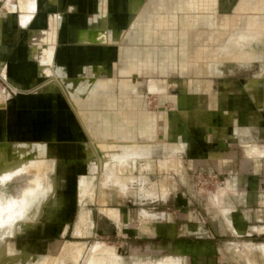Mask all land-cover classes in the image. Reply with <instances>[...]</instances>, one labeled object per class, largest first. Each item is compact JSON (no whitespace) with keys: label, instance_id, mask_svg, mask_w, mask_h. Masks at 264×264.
Returning a JSON list of instances; mask_svg holds the SVG:
<instances>
[{"label":"crops","instance_id":"obj_1","mask_svg":"<svg viewBox=\"0 0 264 264\" xmlns=\"http://www.w3.org/2000/svg\"><path fill=\"white\" fill-rule=\"evenodd\" d=\"M13 1L0 0V4L3 2L0 7V60H7L8 65H15L16 68L24 65L23 70H25V73H22L19 77L21 81L34 83L35 80L41 78L43 85L40 83L31 86V89H37L43 102L64 101L66 103L73 113V124L77 122L80 127V131L76 133L75 138L80 142V147H83L84 151L87 152L86 158L90 169V160L93 153L90 151L88 130L81 123L71 102L85 103V110L89 114L90 127L94 126L95 124L92 123H95L96 110H98L96 101L99 100V96L96 97L95 88L98 86L103 87L104 84H112L115 72L121 77L119 91L117 94H113V85H110L111 87L107 89L110 92L107 93L109 99L105 100L107 109L99 111L125 117L128 133L133 136L135 142L142 145L130 149V151L126 149L128 151L121 158L108 159L110 160L108 165L110 168L116 166L115 176L118 178L117 182L124 181L122 168L129 167L128 173H135L130 159L134 157L135 164L137 161L142 160L150 166L148 155L152 153L158 154L154 158L155 164L158 159L161 162L159 166L162 168L178 169L183 179L186 173L183 153L188 156L190 167H193L195 162L202 160L203 154L213 159L214 163L219 164V162L231 156L232 150H226V141L234 138L241 146L244 155L254 161L255 166L264 163V142L249 139L251 137V130L249 131V129L253 125L259 130L258 137H264V132H262L264 124L261 125L262 127L258 125L260 118L264 121V99L251 106L252 109L246 105V100L242 102L231 92L213 91L212 76L219 77L220 72L218 74H215L216 72L206 73L209 70H219V65L231 70L235 66H248L255 63L237 61L231 57L228 59L230 62L245 64H231L227 63L225 59L222 64L217 65L220 62L216 61L214 57L217 53L214 45L218 44L220 39L227 36L231 37L230 33H235L236 29H239L238 33L248 29L244 19L246 14L236 10L239 0ZM6 6L7 8L4 10ZM18 6L22 9L20 14L15 12ZM221 7L223 8L221 9ZM204 20L209 22L211 26L206 27ZM239 21H243V23L241 24ZM22 33L25 36L24 43H28V46L16 44L17 38ZM208 39L213 41L210 43ZM144 42L147 43L146 53H144L145 49L141 48V45H145ZM208 44L211 47L205 49ZM43 45H47L52 49L53 68L50 77L40 75L39 66L31 56L33 47L39 48ZM109 51L115 55H113L115 62L111 65L108 64V56H106ZM231 51L232 54L235 52L233 48ZM13 52L15 53L13 55L15 59L11 61ZM160 52L164 54L163 57L158 56V54L161 55ZM227 52L228 50L222 51L223 54ZM93 53H97L100 58L93 59L89 57L83 59L85 54L91 55ZM201 53H205L206 56H202ZM61 54L65 57L62 56V58ZM71 54L75 55V59L78 60L79 58L73 66L67 68L62 64H57L61 58L68 63ZM258 69L259 72L264 74L263 67H258ZM4 72H7L6 63ZM9 72L11 86V84H16L17 81L15 78L12 79L14 77H12L13 72L11 70ZM173 73L180 77L179 89L176 93L168 91L169 84L172 83L170 76ZM135 74L136 76L144 75L147 78L148 90L150 92L153 90L157 95L160 94L162 102H159V104L168 101L171 107L168 109L161 107L162 109H158V112L154 113L145 111V98L135 92L136 88L132 89L141 82L138 77H133ZM161 77L165 80L158 82ZM247 85L253 86L255 89L264 88V76L261 78L255 77V80L250 79ZM143 116L147 120L140 119ZM58 124L60 123L58 122ZM58 127L59 125H57V128L50 129L39 126L38 131L41 132H38V135L42 138L37 137L36 139H42L43 141L52 138L53 144L51 143V145L55 148V140H61L64 137L59 130L60 127ZM156 132L158 135L162 134V136H159L161 139L158 142H155V140L149 141L148 136L150 133L156 134ZM204 143H207L209 147ZM16 145H26L31 150H35L33 155L35 158H38V154L41 152L47 153L48 151L41 144L32 142H15L11 144L10 149ZM202 147H205V152L201 150ZM141 148H144L143 150L147 151L148 154L145 153L140 157L130 155L133 151ZM2 151L5 154L9 153L5 149ZM131 156L133 157L131 158ZM125 180L133 182L134 177L131 176ZM85 183L88 182L85 181ZM54 186L49 184L48 199L46 198L44 205L50 202L49 193H52ZM222 186L224 188H215L210 194L205 190H199V192L205 193L206 205L214 211V214L220 217L225 227L233 234L239 232L249 233V230L264 232V222L247 224L246 219L248 216L231 202L230 196L237 195L240 192L235 179H225ZM260 186L258 185V187ZM85 189L88 190H85V193H93L92 188H89L88 185L85 186ZM127 189L125 191L132 192L133 188ZM157 191L160 192L159 195L162 198H165L169 193V188L165 185H161L158 189L152 187V190L150 189L147 193H152L150 196L154 197L157 195ZM100 193H104V191L101 190ZM258 202L264 203V197H261ZM209 203L213 204L214 207ZM116 210L119 213L118 208ZM141 211L143 217L154 216L152 212ZM258 211H255V213L257 214ZM85 212L87 211L85 210ZM104 212L107 214V209ZM110 217L112 220L119 222L120 215L116 220L112 216ZM254 218L262 219L260 222L264 221V216L261 218L254 216ZM75 233H81L79 227H76ZM66 242L69 243L71 249L64 248L63 245L68 246ZM66 242L60 248L59 255L52 259V264H62V257L69 258L68 255H70V261L72 255V259L75 256L79 257L78 260L74 258L71 261L73 264H78L82 259L83 264H91L92 260L95 259L96 264H108L111 253V256L116 255V259L112 260V263L126 264L115 253L114 247L107 246L102 242H99V244L93 242L95 244L92 243L90 249L84 241L67 240ZM92 245L110 247V251L113 252L108 251L110 253H106V250L100 249V251L97 249L98 246L94 248ZM232 245L243 246L244 250L242 258L239 256L233 257L235 261H239V258H241L244 263L263 264L264 241L242 240L232 242ZM73 246L77 247L78 250L82 248V250L80 252L75 251L76 248L74 250ZM7 248L6 243H4V252L7 254L4 256L3 261H9L12 264L18 254ZM91 248L92 250L95 249L93 253ZM134 248L136 249H132L133 254H138L140 251L137 249L139 248ZM72 250L75 252L74 254ZM89 250L92 254H88ZM69 251L71 254L68 253ZM94 251L101 253H95ZM66 253L67 255H65ZM98 257H101V261ZM44 261V258H41L39 264H43ZM181 261V258L178 257H164L154 263L144 261L135 264H182ZM94 262L92 264H95Z\"/></svg>","mask_w":264,"mask_h":264},{"label":"rangeland","instance_id":"obj_2","mask_svg":"<svg viewBox=\"0 0 264 264\" xmlns=\"http://www.w3.org/2000/svg\"><path fill=\"white\" fill-rule=\"evenodd\" d=\"M262 7H264V3L255 6L254 11H241L242 13L246 12L244 19L247 27H249L247 23L249 19L256 20L258 18L257 14L263 10ZM17 10L15 12L20 14L19 6ZM249 24L255 29L248 28L247 32L259 31L260 25L257 21H252ZM204 25L206 27L211 26L205 20ZM238 32L239 29H236L235 33H230L231 37L227 36L220 39L219 43L214 45L215 50H217L214 55L215 60L220 62L217 65L222 64L225 59L227 63L245 64L232 63L228 60L233 56H231V49L233 48L231 43L237 38ZM24 38V33H22L17 38L16 44L28 46V43H24ZM208 40L210 43L213 41ZM143 44L145 45H141V48H144V53H146L147 43L144 42ZM209 47L211 46L208 44L205 49H209ZM254 47L257 52H264V45H253L252 48L254 49ZM226 50L228 52L223 54L222 51ZM160 53L161 55L158 54V56L163 57L164 54ZM201 54L206 56L205 53ZM11 55V61H13L15 53L13 52ZM113 55L110 51L106 54L109 65L115 62ZM62 56L65 57L61 54ZM74 57L75 55H69L70 61L68 63L61 58L57 64H62L67 68L73 66L79 60V58L77 60ZM89 57L100 58L97 53H93L91 55L85 54L83 59ZM3 62L4 65L6 63L7 72H4L3 76L0 72V90L6 92L5 96L2 97L5 103L0 105V149H5L8 152L12 143L32 142L41 144L49 152L38 154V158L27 165L29 169L25 165L17 167L15 171L24 172L20 177L14 178L12 175H2L1 173L0 201L6 203L14 195L20 193L22 188L28 185L33 178L31 174L35 173L34 170L40 173L38 175L47 176L49 183L46 184L55 185L52 193H49L50 202L41 208L39 207L35 213L17 218L13 227V233H15L5 237L7 249L18 254L12 264H39L41 258L44 260L49 258L50 260L51 257L59 255L60 248L67 240L84 241L87 247H90L93 242H102L112 246L115 248V253L126 264L144 261L154 263L164 257L181 258L182 264H248L241 259L244 254L243 246L232 245V242L242 240L264 241V232L249 230V233L233 234L225 227L220 217L206 205L205 193L199 192V190H205L210 194L211 191L215 190L216 183H221L227 178L235 179L240 192L230 196L233 205L235 204L248 216L247 224L264 222H260L262 219L254 218V216L259 218L264 216V203L258 202L261 197H264V163L255 166L254 161L244 155L235 138L226 141V150H232V154L219 164L214 163L213 159L203 154L202 160L195 162L193 167H190L188 156L183 153L186 164V173L183 179L178 169H164L159 166L161 162L158 159L155 164L154 158L158 154L148 155L150 166L142 160L135 164L133 156L140 157L145 153L148 154L147 151L143 150L144 148H141L130 154L133 155L130 160L135 173L129 174V167L122 168L123 180L131 176L134 177L131 184L132 192L121 189L119 182L122 180L117 183L109 181L103 187L102 182L97 178V172L90 169L86 158L87 152L84 151L83 147H80V142L75 138L80 127L77 122L73 124V113L66 103L64 101L43 102L37 89H31V86L40 83L43 85L42 79L38 78L34 83L21 81L19 77L25 73L24 65L16 68L15 65H8L7 60L3 59ZM263 66V61L248 66H235L231 70L219 65V70H209L206 73L216 72L215 74H218L220 72L219 77L212 76L213 91L231 92L242 102L246 100V105L251 107L264 99V88L255 89L247 83L250 79L255 80V77L264 76L258 69V67ZM9 70L13 72L12 77H14L12 79L15 78L17 81L15 84L17 89H13L8 84V76H11ZM133 77H138L141 82L132 89L136 88L135 92L141 94L145 99H150L149 106L145 111L154 113L158 112V109L171 107L168 101L159 104L162 102V97L153 90L152 92L148 90L147 78L144 75L136 76L135 74ZM170 77L172 83L169 84L168 91L176 93L179 89L180 77L175 73ZM120 79V75L115 72L112 81L113 94H117L119 91ZM162 80L165 79L161 77L158 82H163ZM251 108L253 109V107ZM107 116L115 121L114 114L109 113ZM140 119L147 120L144 116ZM263 124L264 121L260 118L258 125L262 127ZM57 125H59V130L64 137L61 140L54 139L55 148L51 145V143L53 144L52 138L43 141L36 139L37 137L42 138L38 135V132H41L38 131L39 126L54 129L57 128ZM262 130L264 132V127ZM249 131L251 136L249 139L264 142V137H258L259 130L255 125ZM159 136L162 134L158 135L156 132L155 142L161 139ZM44 137L46 138V136ZM206 146L209 147L208 144ZM201 150L205 152L206 149L202 147ZM85 180L92 188L93 193H83L82 181ZM161 185L169 188V193L165 198L159 195V191L154 197L150 196L152 193L150 195L147 193L150 189L152 190V187L158 189ZM258 185H261V188ZM101 190L104 193H100ZM209 205L213 206L210 203ZM82 207L87 211V214L86 218L79 221ZM109 207L118 208L119 222L112 220L108 213L101 212L102 209L106 210L107 208L108 210ZM256 208H259V211ZM141 210L152 212L154 216L143 217L140 213ZM255 211L258 213L256 214ZM179 216L181 217L179 218ZM76 227H79L80 234L75 233ZM134 247L139 248L137 249L140 251L138 254H133L132 249H136ZM247 254L249 255V253ZM236 256L241 257L239 261L233 259ZM109 259L108 264L116 259V255H110ZM46 264H49V261ZM62 264L73 263L64 256ZM78 264H83V259Z\"/></svg>","mask_w":264,"mask_h":264},{"label":"bare ground","instance_id":"obj_3","mask_svg":"<svg viewBox=\"0 0 264 264\" xmlns=\"http://www.w3.org/2000/svg\"><path fill=\"white\" fill-rule=\"evenodd\" d=\"M263 3H264V0H239L238 4L236 5V10L237 11H242V10L254 11L255 6H257L259 4H263ZM7 6L4 8V10L7 8ZM8 9L11 10L10 8H8ZM262 9L263 10H261V12H259L257 14L258 18H257V16H254L257 18L256 20L249 19V21H248L249 27H247V28H254V26L251 27L249 23L252 21H254V22L257 21L258 24L260 25L259 31L251 30L250 32H247V30H246V31L240 32L237 34V36H236L237 38L232 41L231 44L234 45L233 49L235 51L232 54L233 55L232 58H234L235 60L245 61V62L246 61L255 62V63H259L262 61L264 62V57H263L264 52H257L255 50V47H254V49L252 48L253 45H258V44L264 45V7H262ZM240 23L242 24L243 21H241ZM44 42H45V40H44ZM31 56L39 66L40 75L50 77L51 76V74H50L51 69L53 68V63L51 60L52 49L50 47H48L47 45H43L42 47H39V48L33 47ZM262 70H264V66H263ZM0 72H1V76H3L4 63L2 60H0ZM8 78H9L8 84L10 85L11 79H10V77H8ZM110 85H112V84H107V85L104 84L103 87L98 86L97 88H95V91L97 92L96 97L99 96V100L96 101V106H97L98 110H96L97 111V117L95 119V123H92V124H95L94 126L90 127L89 114L85 110V103L73 102V101L71 102L72 106L76 109V113H77L81 123L88 130V134H89V138H90V142H89L90 151L93 153L91 160H90L91 171L97 172V175L99 176L98 179H100L103 186H104V184L107 185V183H109V181H111L112 183H117V180H118V178L115 176V171H116L115 167L116 166H112L110 168L108 166L110 160H108V159L109 158H111V159L121 158V157H123V155H125V152H127L128 150L130 151V149L142 146L140 143L135 142L136 140L133 138V136L130 133H128V128H127L128 126H126L127 121H126L125 117H121L120 115H118V116H115L116 117L115 121H113V119L111 120L107 116L108 114L105 113V111L100 112L101 110L107 109V102L105 100L109 99V98H107L108 97L107 93H110V92H108L109 90L107 91V89H109V87H111ZM11 87L13 89H16L15 84L14 85L11 84ZM5 94H6L5 91L0 90V105H4V103H5L2 100V97L5 96ZM149 103H150V99H145L146 109L148 108ZM114 115H116V114H114ZM155 135L156 134L150 133V135L148 136L149 141L155 140ZM126 149H128V150L126 151ZM34 153H35V150H31V148H29V146H26V145H20V146L16 145L9 150L8 154H5V152H3L0 149V176L12 175V177H14V178L17 176L18 177L22 176L24 174V172H17V171H15L16 168L19 166L21 167V165L22 166L25 165L29 169V167L27 165H29V163L34 162V160H36V158L33 157ZM107 169H108V174H107ZM34 171H35V173L31 174V176H33V178L29 181L28 185H25L24 188H22L20 193L14 195L11 199H9V201H6V203H5V201H2V200L0 201V264H11L9 261L8 262L3 261L5 259L4 256H6V254H7L6 252H4V243H5V237L8 234L13 233V229H14L13 227H14V223H15L16 219L19 217H21V218L26 217V215L31 214V213H35L39 207L41 208L44 205L46 198H48L49 184H46V183H49V181L47 179V176L46 175H44V176L38 175L40 173L37 170H34ZM1 173H2V175H1ZM85 181H82L83 187H84L82 190L83 193H85V190H87V189H85V186L88 185V183H85L87 185L84 184ZM224 183H225V180H222L221 183H216L215 188H217V189L218 188H224L222 186ZM131 184H132L131 180H124V181H121L119 183V186L121 187V189L123 191H125L127 188L132 187ZM88 187L90 188L89 185H88ZM21 200L28 201L30 203L28 204V207L23 212V214L18 215L19 205L15 202L21 201ZM102 211H105V209H102ZM86 213L87 212H85V209L82 207L80 214H79V221H82L84 218H86ZM102 213H104V212H102ZM107 213H108V215L112 216L113 219H115V220L118 219L119 213L117 212V210L115 208L109 207V209L107 210ZM67 244H68V246L63 245L64 248H66V249L70 248L71 249L69 243H67ZM93 244H95V243H93ZM97 244H99V242H97ZM92 246H94V248H95V246H98V245H92ZM77 247H78V245H77ZM77 247H74L73 249L75 250V248H76L75 251H77L79 248V247L78 248ZM90 247H91V245H90ZM94 248H93V250H95ZM97 249L106 250V253L113 252V251H110L111 250L110 247H105L103 245L98 246ZM80 250H82V248L79 249L78 251L80 252ZM93 250L91 248L92 253H93ZM66 251H68V250H66ZM70 251L68 253L71 254ZM108 251H110V252H108ZM72 252H73V254L75 253L73 250H72ZM94 252L98 253L99 251H94ZM92 253H90V250H89L88 254H92ZM99 253H101V252H99ZM86 254H87V252H86ZM62 255H61V257H62ZM65 255H67V253ZM104 255L106 256V254H104ZM68 256L70 258V255H68ZM72 257H73V255H72ZM72 257H71V261H73L74 258H77L75 256L72 259ZM78 258H77V260H78ZM92 258H97V257H92ZM47 259H45L43 264L48 263V261H49V264H52V259H54V257L53 258L51 257L50 260H49V258H47ZM88 260H90V259L88 258ZM94 261L92 260V262H94ZM100 261H101V259H100ZM92 262H91V264H92ZM94 263L96 264V261ZM165 263H167V262H165ZM110 264H113V263H110Z\"/></svg>","mask_w":264,"mask_h":264},{"label":"clouds","instance_id":"obj_4","mask_svg":"<svg viewBox=\"0 0 264 264\" xmlns=\"http://www.w3.org/2000/svg\"><path fill=\"white\" fill-rule=\"evenodd\" d=\"M15 203H17V204L19 205V212H18V215H22L23 212L27 209L28 204H29L30 202H28V201H24V200H21V201H17V202H15Z\"/></svg>","mask_w":264,"mask_h":264}]
</instances>
